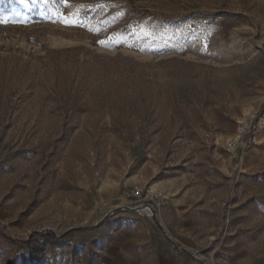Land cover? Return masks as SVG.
Instances as JSON below:
<instances>
[{
	"label": "rangeland",
	"instance_id": "rangeland-1",
	"mask_svg": "<svg viewBox=\"0 0 264 264\" xmlns=\"http://www.w3.org/2000/svg\"><path fill=\"white\" fill-rule=\"evenodd\" d=\"M0 19V264H264V131L226 148L264 112V0H0Z\"/></svg>",
	"mask_w": 264,
	"mask_h": 264
},
{
	"label": "built area",
	"instance_id": "built-area-1",
	"mask_svg": "<svg viewBox=\"0 0 264 264\" xmlns=\"http://www.w3.org/2000/svg\"><path fill=\"white\" fill-rule=\"evenodd\" d=\"M264 131V112L256 116H252L244 120L240 134L235 139L226 144L228 151L233 153V156L250 150L251 146L256 143V138ZM130 196L140 198L142 190H132Z\"/></svg>",
	"mask_w": 264,
	"mask_h": 264
},
{
	"label": "trees",
	"instance_id": "trees-1",
	"mask_svg": "<svg viewBox=\"0 0 264 264\" xmlns=\"http://www.w3.org/2000/svg\"><path fill=\"white\" fill-rule=\"evenodd\" d=\"M125 25H128V21H124ZM107 33L103 35V37H106ZM129 48L134 49V50H140L143 47H145L144 43H137L133 42L127 45ZM67 51V50H64ZM42 236L46 237V240L48 242H53L56 241L57 238L54 236L52 233H46L43 234ZM21 247H23L26 252L28 253V258L31 262L34 261H39L46 257V245L42 242H37L36 240L29 239L27 241H22L20 242Z\"/></svg>",
	"mask_w": 264,
	"mask_h": 264
},
{
	"label": "snow or ice",
	"instance_id": "snow-or-ice-1",
	"mask_svg": "<svg viewBox=\"0 0 264 264\" xmlns=\"http://www.w3.org/2000/svg\"><path fill=\"white\" fill-rule=\"evenodd\" d=\"M4 22H6V21L3 20V19H0V23H4ZM65 22L67 23V21H65ZM97 43H99L102 46H105L106 45V41L105 40L97 41Z\"/></svg>",
	"mask_w": 264,
	"mask_h": 264
}]
</instances>
